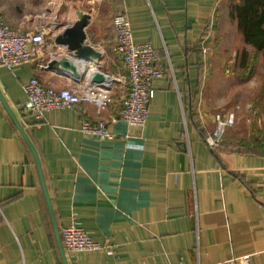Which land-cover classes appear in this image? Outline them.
Instances as JSON below:
<instances>
[{"label": "crops", "instance_id": "0c3cea01", "mask_svg": "<svg viewBox=\"0 0 264 264\" xmlns=\"http://www.w3.org/2000/svg\"><path fill=\"white\" fill-rule=\"evenodd\" d=\"M232 2L124 1L134 43L150 44L158 64L172 69L154 84L141 128L112 122L125 93L112 52L118 4L0 0L1 19L18 32L45 27L57 36L77 12L91 15L88 43L103 55L86 66L50 38L31 64L0 68V93L38 155L59 232L75 222L108 247L77 257L64 250L68 264H264V128L214 150L205 141L215 119L203 96ZM238 43L254 52L241 34ZM54 58L72 61L80 78L49 71ZM86 67L115 82L108 109L81 104L52 110L41 122L27 116L25 86L33 78L56 89L81 87L90 84ZM99 121L113 140L82 132L84 122ZM0 264H63L35 157L1 99Z\"/></svg>", "mask_w": 264, "mask_h": 264}, {"label": "built area", "instance_id": "2783aa9c", "mask_svg": "<svg viewBox=\"0 0 264 264\" xmlns=\"http://www.w3.org/2000/svg\"><path fill=\"white\" fill-rule=\"evenodd\" d=\"M111 1L119 5L113 18L116 37L112 52L121 61L125 72L117 79L125 93L120 112L117 117L112 118V122L122 120L129 126L143 128L148 122L149 105L155 96L154 84L170 75L172 69L158 64L157 51L150 44L134 43L131 23L123 5L125 0ZM55 37L56 35L45 27L36 32L14 31L3 22L0 16V68L13 71L31 64L47 46L48 40ZM207 51L205 48L204 53ZM114 88L115 82L104 86L87 84L81 87L56 89L35 77L25 86L28 99L24 105V111L27 116L39 122L44 121L45 115L52 110L71 109L81 104H92L101 113L113 103ZM234 121V115H228L227 118L217 116L215 119L217 130L206 136V144L211 149L219 148L225 128L233 126ZM81 130L86 135L102 140L111 141L115 138L107 130L104 121L95 124L84 122ZM60 236L65 252L74 257L108 248L94 242L90 235L75 222L65 226Z\"/></svg>", "mask_w": 264, "mask_h": 264}, {"label": "rangeland", "instance_id": "374dc122", "mask_svg": "<svg viewBox=\"0 0 264 264\" xmlns=\"http://www.w3.org/2000/svg\"><path fill=\"white\" fill-rule=\"evenodd\" d=\"M239 5L240 0H234L230 6L231 19L223 16L220 20L219 31L222 35L219 36V49L213 59V71L208 73L203 96V102L207 101L214 119L217 116H235L234 125L225 128L220 146L237 144L240 139L236 138L242 133L249 134L251 127L252 132L260 127L264 128V61L260 54L255 51L251 54L248 49L252 67H246V64V68L242 69L241 53L247 47L238 43L240 34L244 39L239 28L237 30L236 8ZM236 49V55H232ZM216 130L215 122L209 132L213 134Z\"/></svg>", "mask_w": 264, "mask_h": 264}, {"label": "water", "instance_id": "95a60500", "mask_svg": "<svg viewBox=\"0 0 264 264\" xmlns=\"http://www.w3.org/2000/svg\"><path fill=\"white\" fill-rule=\"evenodd\" d=\"M90 20H91V15H89L87 13H83L81 11L77 12V21L72 25L64 26L61 33L59 35H57L55 37V40H54V43L57 47L64 48L69 53H72L77 60L84 62L86 64V66H88L89 63H94V62L97 64L103 58L102 53L88 43L86 29L88 28V26L90 24ZM46 68L49 71L57 72L61 75L69 77L73 80H78V78H80V76H81L80 71L78 70V67L72 61H70L68 58L51 59ZM89 68L90 67H86V70L84 72L86 74L89 73V78H90L89 80H90L91 86H94V85L104 86L107 83H114V81L110 77H108L106 74L102 73L97 68L94 69L92 72H89L90 71ZM0 99L3 102L4 106L6 107L8 113L10 114V116L12 118V120L14 121V123L18 127L19 131L21 132L22 136L26 140L28 146L30 147V149H31V151L35 157L37 167H38V171H39V175H40V179H41L43 190H44V194H45V198H46L47 205H48V208L50 211V215H51V219H52V223H53V228L55 230V234H56V237L58 240L59 249H60V253L62 256V261H63V264H68L65 253H64V249L62 246L59 228H58V225L56 223V219H55L54 212L52 209L50 197L48 194L46 182L44 179V175L42 172V167H41L38 155H37L32 143L30 142V139L27 136L26 132L24 131V129L22 128V126L18 122L17 118L14 116V114L11 112V110L9 109L7 104L5 103L1 93H0Z\"/></svg>", "mask_w": 264, "mask_h": 264}, {"label": "trees", "instance_id": "16d2710c", "mask_svg": "<svg viewBox=\"0 0 264 264\" xmlns=\"http://www.w3.org/2000/svg\"><path fill=\"white\" fill-rule=\"evenodd\" d=\"M236 8L238 28L245 43L254 48L256 54L264 57V0H240ZM242 68L249 61V52L244 49L241 53ZM214 150V149H213Z\"/></svg>", "mask_w": 264, "mask_h": 264}]
</instances>
